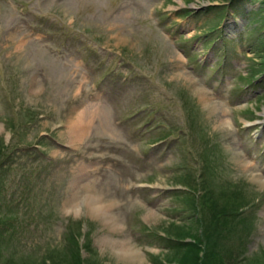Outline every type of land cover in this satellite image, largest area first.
<instances>
[{
    "label": "rangeland",
    "instance_id": "374dc122",
    "mask_svg": "<svg viewBox=\"0 0 264 264\" xmlns=\"http://www.w3.org/2000/svg\"><path fill=\"white\" fill-rule=\"evenodd\" d=\"M77 251L264 264V0H0V264Z\"/></svg>",
    "mask_w": 264,
    "mask_h": 264
},
{
    "label": "bare ground",
    "instance_id": "6f19581e",
    "mask_svg": "<svg viewBox=\"0 0 264 264\" xmlns=\"http://www.w3.org/2000/svg\"><path fill=\"white\" fill-rule=\"evenodd\" d=\"M84 123V122H83ZM77 128L79 130V132L83 133L84 132V127H83V124H78V123H75L70 127V131L73 133L74 132V129ZM71 141V140H70ZM92 209H94L96 212L98 211H103V205H99V204H95V205H92ZM121 245V244H120ZM124 252H128V253H132V252H135V253H138L137 250H133L131 249L130 247L126 248L124 247ZM126 254V253H125ZM131 257H133L131 255ZM138 257V256H137ZM128 258V257H127Z\"/></svg>",
    "mask_w": 264,
    "mask_h": 264
},
{
    "label": "trees",
    "instance_id": "16d2710c",
    "mask_svg": "<svg viewBox=\"0 0 264 264\" xmlns=\"http://www.w3.org/2000/svg\"><path fill=\"white\" fill-rule=\"evenodd\" d=\"M187 244V243H186ZM74 258H76L75 260L73 259L72 260V263L71 264H80L81 262V258L79 257V252L77 251V255L74 256ZM69 264V263H68Z\"/></svg>",
    "mask_w": 264,
    "mask_h": 264
}]
</instances>
